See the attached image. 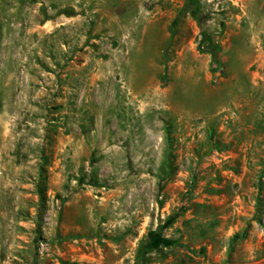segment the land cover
Instances as JSON below:
<instances>
[{
	"label": "rangeland",
	"instance_id": "rangeland-1",
	"mask_svg": "<svg viewBox=\"0 0 264 264\" xmlns=\"http://www.w3.org/2000/svg\"><path fill=\"white\" fill-rule=\"evenodd\" d=\"M0 264H264V0H0Z\"/></svg>",
	"mask_w": 264,
	"mask_h": 264
},
{
	"label": "trees",
	"instance_id": "trees-1",
	"mask_svg": "<svg viewBox=\"0 0 264 264\" xmlns=\"http://www.w3.org/2000/svg\"><path fill=\"white\" fill-rule=\"evenodd\" d=\"M209 46H210V51H211V55H212V60L214 61V59H215V56H214V53H213V46H212V44H209Z\"/></svg>",
	"mask_w": 264,
	"mask_h": 264
}]
</instances>
